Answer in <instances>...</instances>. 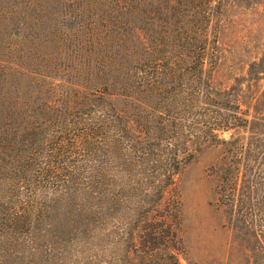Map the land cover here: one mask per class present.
<instances>
[{"label": "rangeland", "instance_id": "rangeland-1", "mask_svg": "<svg viewBox=\"0 0 264 264\" xmlns=\"http://www.w3.org/2000/svg\"><path fill=\"white\" fill-rule=\"evenodd\" d=\"M217 1L204 75L212 99L232 107L210 109L238 126L210 137L190 119L167 123L166 136L189 141L174 170L138 152L139 125L145 119L151 134L154 113L132 99L137 90L127 97L117 86L101 103L120 140L95 157L94 171L84 173L80 160L81 170L63 177L80 184L101 167L106 197L82 184L19 181L32 165L25 155L51 129L47 99L70 94L76 79L58 70L40 89L38 77L13 71L30 102L12 118L0 105V264H264V0Z\"/></svg>", "mask_w": 264, "mask_h": 264}, {"label": "trees", "instance_id": "trees-1", "mask_svg": "<svg viewBox=\"0 0 264 264\" xmlns=\"http://www.w3.org/2000/svg\"><path fill=\"white\" fill-rule=\"evenodd\" d=\"M219 10L217 0H0V105L4 115L12 118L26 106L24 102H30L27 94L20 95L19 83H11L13 71L38 77L37 82L43 83L40 89L58 70L65 75L67 70L76 79L72 92L59 101L46 98L45 107L56 114L51 129L25 155L32 165L21 170L19 181L54 190L82 184L93 194L103 190L105 197L111 194L99 181L104 177L101 167L80 184L63 177L78 173L82 167L75 165L80 160L85 162L84 173L92 172L95 157L120 140L110 120L113 116L108 118L102 107L104 100L115 96L112 91L117 86L122 96H130L127 90H137L138 96L133 92L132 99L154 113L151 134L145 119L139 125L136 142L144 147L138 152L150 153L174 170L180 163L175 152L186 154L189 141L177 143L176 136H166L167 123L190 119L210 137L214 131L238 126L214 115L210 108L232 107L212 99L204 75L210 25ZM30 94L36 96V103L43 100L40 91ZM124 128L131 127L127 123Z\"/></svg>", "mask_w": 264, "mask_h": 264}]
</instances>
